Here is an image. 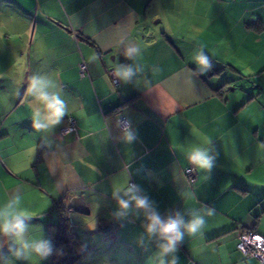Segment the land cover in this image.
I'll list each match as a JSON object with an SVG mask.
<instances>
[{
  "label": "crops",
  "instance_id": "crops-1",
  "mask_svg": "<svg viewBox=\"0 0 264 264\" xmlns=\"http://www.w3.org/2000/svg\"><path fill=\"white\" fill-rule=\"evenodd\" d=\"M34 79L65 103L55 125L36 127ZM68 118L76 132L62 135ZM130 187L150 207L120 209ZM16 196L24 240L50 254L17 258L0 237V264H159L152 212L202 220L165 264H260L236 244L264 235V0H0V208Z\"/></svg>",
  "mask_w": 264,
  "mask_h": 264
},
{
  "label": "clouds",
  "instance_id": "clouds-1",
  "mask_svg": "<svg viewBox=\"0 0 264 264\" xmlns=\"http://www.w3.org/2000/svg\"><path fill=\"white\" fill-rule=\"evenodd\" d=\"M135 51V50H132ZM200 62L207 63V60L203 57L200 58ZM131 69L118 70L116 75L127 80L132 75ZM35 98L41 102L46 109L47 115L45 117L46 124H37V128L47 127L48 125L57 124L60 119L65 115L66 106L63 100H61L57 94L49 93L47 91L48 83L45 80L34 79L30 85ZM39 115V113H37ZM127 139L131 140V133H127ZM191 163L201 169H208L212 166L211 159L206 155V152L200 149H195L189 156ZM135 193V188L130 187L126 193L129 199H119L118 205L120 209L127 210L130 202H134L135 206L140 209L150 207L146 198H141ZM20 202V197L16 196L12 201L0 208V237L11 238L14 244H18L20 247L16 250L17 258H21L24 250L31 249L32 252L46 258L50 254V249L46 241H39L29 244L24 240V233L26 230V216L27 213L23 211H17L16 206ZM124 212H119L117 215H123ZM147 223L145 224V230L148 234H157L165 243L159 245V264H165L163 257L169 253L176 251V241L181 239L180 228L183 226L187 232L196 233L202 224V220L199 218L192 219L189 223L183 224L179 219L168 218L162 221L160 216L152 212L146 217ZM177 258H173L171 264H176Z\"/></svg>",
  "mask_w": 264,
  "mask_h": 264
},
{
  "label": "built area",
  "instance_id": "built-area-1",
  "mask_svg": "<svg viewBox=\"0 0 264 264\" xmlns=\"http://www.w3.org/2000/svg\"><path fill=\"white\" fill-rule=\"evenodd\" d=\"M86 73V66L84 64L80 65V75L83 77ZM112 74V72H110ZM113 75V74H112ZM113 83L116 87H119V80L113 76ZM117 123L122 131L127 132L130 129L129 121L123 117L118 116ZM76 121L73 118H68L66 120L65 126L61 129L60 133L62 135H66L69 133L76 132ZM184 175L187 180L188 186L190 188L193 187V184L196 180V171L193 164H190L184 170ZM64 225V217L60 216V226ZM236 249L244 255L245 257L252 258L257 260L260 264H264V236L261 234L246 231L241 233L238 236V241L236 244Z\"/></svg>",
  "mask_w": 264,
  "mask_h": 264
},
{
  "label": "trees",
  "instance_id": "trees-1",
  "mask_svg": "<svg viewBox=\"0 0 264 264\" xmlns=\"http://www.w3.org/2000/svg\"><path fill=\"white\" fill-rule=\"evenodd\" d=\"M61 203L62 202H58L57 204H55V209L56 210H58V213H59V215L61 216H63V215H65V211L63 210V208L61 207ZM66 226V225H65ZM65 228H62V229H60V231L59 232H61V231H63ZM249 231H252V232H255V233H258V232H256L255 230H249ZM58 232V233H59ZM244 232H246V231H244ZM259 234V233H258ZM262 235V234H261ZM262 236H264V235H262ZM238 241V240H237ZM54 246H53V251L55 250V252L57 251V245L54 243L53 244Z\"/></svg>",
  "mask_w": 264,
  "mask_h": 264
}]
</instances>
